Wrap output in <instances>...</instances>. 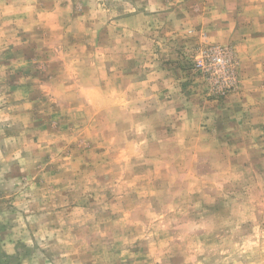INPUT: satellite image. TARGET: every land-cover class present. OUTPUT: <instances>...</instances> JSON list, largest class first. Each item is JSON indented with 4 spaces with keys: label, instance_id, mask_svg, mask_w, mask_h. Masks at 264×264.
Masks as SVG:
<instances>
[{
    "label": "rangeland",
    "instance_id": "374dc122",
    "mask_svg": "<svg viewBox=\"0 0 264 264\" xmlns=\"http://www.w3.org/2000/svg\"><path fill=\"white\" fill-rule=\"evenodd\" d=\"M0 264H264V0H0Z\"/></svg>",
    "mask_w": 264,
    "mask_h": 264
},
{
    "label": "crops",
    "instance_id": "0c3cea01",
    "mask_svg": "<svg viewBox=\"0 0 264 264\" xmlns=\"http://www.w3.org/2000/svg\"><path fill=\"white\" fill-rule=\"evenodd\" d=\"M250 22V21H249ZM249 22H248V24H249ZM248 33H249V35H255L254 33H255V31L254 30H249L248 31ZM251 37H253V36H251ZM249 39H254V38H249Z\"/></svg>",
    "mask_w": 264,
    "mask_h": 264
}]
</instances>
